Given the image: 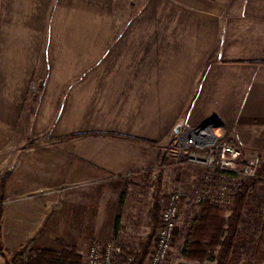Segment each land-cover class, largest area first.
Returning <instances> with one entry per match:
<instances>
[{
	"label": "crops",
	"instance_id": "obj_1",
	"mask_svg": "<svg viewBox=\"0 0 264 264\" xmlns=\"http://www.w3.org/2000/svg\"><path fill=\"white\" fill-rule=\"evenodd\" d=\"M137 38L155 40V48L146 51L152 57L133 58L144 51L132 46ZM121 39L122 50L116 51ZM164 39L174 41L168 60L158 59ZM112 53L123 61L115 69L133 85L196 87L187 125L220 119L228 140L263 158L264 0H0V168H7L0 245L7 249L26 255L76 248L85 255L94 241L114 237L122 182L115 179L118 173L106 180L99 174L115 162L100 157L97 144L88 153L90 146L78 138L71 163L36 171V161L39 167V157L46 156L36 151L62 144L24 141L45 134L54 116L68 118L64 105L51 111L52 87L65 93L75 85L77 92L84 71L100 70ZM78 101L72 118L82 120ZM63 124L48 131L65 135ZM164 129L160 121L147 135L162 138ZM142 158L133 160L139 171L146 170ZM68 183L73 186L62 185ZM53 184L60 189L51 190ZM0 264H7L1 252Z\"/></svg>",
	"mask_w": 264,
	"mask_h": 264
},
{
	"label": "rangeland",
	"instance_id": "obj_2",
	"mask_svg": "<svg viewBox=\"0 0 264 264\" xmlns=\"http://www.w3.org/2000/svg\"><path fill=\"white\" fill-rule=\"evenodd\" d=\"M117 11L118 14H124L123 7L119 8L117 6ZM130 13L137 14L138 10H133ZM173 42L171 39H164L162 43L159 41L157 49L162 51L163 54H160L158 59L168 60L171 58V54H168V52L171 51ZM132 46H142L144 48L142 55L137 53L133 55V58L139 60L140 58L152 57L147 55L146 51L149 46L155 48V40L142 39L140 42L139 38H137L136 41H132ZM116 47H120L116 51L122 50V39ZM138 51L139 48L136 49V52ZM88 57L92 58L91 54ZM119 57L120 55L116 53L109 54L101 63L100 70L97 68L85 70L83 87H77V92L75 85L65 88V93H60L59 88L52 87V90H50L51 96H53L51 111L54 112L55 109L57 111L59 107L64 105L66 106L68 118L58 119L54 116L50 120V126L48 125L49 120H46L45 126L50 128L47 127L45 134L24 137L25 142L62 144L61 147L54 146L45 151H36L37 154H46L45 157H39V167H37L36 161V171L40 168L43 169V167L50 171L59 165L71 163L70 160L75 158L74 144L78 138L83 139V141L78 139L80 142H84L88 147L90 146L88 153L93 152L91 144H97L100 157L109 158L110 161L112 160L116 164L105 169L101 168L100 179L106 180V178L113 177L118 173L115 179L120 180V183L122 182L121 195H118L117 201L116 216L118 214L121 216L118 234H115L111 239L102 240H114L123 247L124 255L119 257L114 264H125L126 258H131L132 261L133 254L139 251L142 242L152 236V245L144 264L147 263L156 243L162 212L175 192H182L183 197L167 264H218L217 252L209 259L202 261L188 259L184 256L188 241V229L201 210V203L197 202L193 192L194 187L204 174V168L184 161L179 160L177 162L173 160L169 156V151L166 147L176 133L174 128L176 129L183 120L187 123L188 106L194 99L197 88L133 85L135 81L124 79V71L115 69L116 63L122 61L118 59ZM76 98L78 107L80 106L79 99L83 105L82 120L80 118H72V116L75 117L76 113ZM65 99H67L66 103L62 104V100L64 101ZM160 121L163 122L164 128H168L167 133L164 129V137L159 139L149 137L147 131L155 130ZM59 122L64 123L63 126L67 123L66 129L69 130L67 134L57 135L48 131L57 126ZM63 144L68 145L65 147ZM247 151L249 153L260 152L252 148ZM262 153L264 158V152ZM140 158L144 159V168L146 170L139 171L140 165L133 161ZM131 164L134 165L131 166ZM161 164H163V173L160 178L158 177L160 169L156 176L153 177V171ZM4 170H7V168H0V201L4 200L6 202L7 199L5 200L3 195H6L7 184L3 181L7 172H3ZM9 170L11 171L12 169L10 168ZM140 179L143 180V185H141L142 181ZM250 180L252 179L246 180L244 184ZM260 184L261 182L256 187H259ZM62 185L73 186L71 183ZM58 189H60V186L57 187L55 184L51 187V190ZM240 189L231 192L229 198L223 202L209 203L219 205L222 209V215L228 218L231 215L232 205ZM259 192L264 197V191L260 189ZM155 195L160 198V216L159 224L154 229L150 212L155 204ZM1 206L2 202H0ZM251 208L253 210L245 211L244 222L241 224V231L237 240L238 246L231 256L230 264H253L264 261H260L255 257V246L261 235L258 218L261 213L264 214V201L257 200L252 204ZM137 211L139 215L137 218L138 225H134L135 219L133 216ZM261 250L264 251V244L261 246ZM23 256L26 258L29 254H23ZM82 264H84V255H82Z\"/></svg>",
	"mask_w": 264,
	"mask_h": 264
},
{
	"label": "built area",
	"instance_id": "obj_3",
	"mask_svg": "<svg viewBox=\"0 0 264 264\" xmlns=\"http://www.w3.org/2000/svg\"><path fill=\"white\" fill-rule=\"evenodd\" d=\"M179 125L180 132L175 133L166 147L173 160L204 168L203 176L194 187L197 202H223L246 180L264 179L259 175L261 155L247 153L228 140L222 120L213 119L199 127H189L183 120ZM182 197V192L173 193L163 210L156 243L146 264L168 263ZM123 255V247L116 241H95L84 255V264H114ZM130 262L131 258H126L125 264ZM253 264H264V261Z\"/></svg>",
	"mask_w": 264,
	"mask_h": 264
},
{
	"label": "trees",
	"instance_id": "obj_4",
	"mask_svg": "<svg viewBox=\"0 0 264 264\" xmlns=\"http://www.w3.org/2000/svg\"><path fill=\"white\" fill-rule=\"evenodd\" d=\"M162 173L163 169L160 167L159 178ZM259 175L264 176V158H262ZM259 182L261 184L256 187ZM260 189L264 191V179H252L245 183L236 196L231 208V215L228 218L222 215L219 205L209 202L201 203L200 213L193 219L192 225L188 229V241L184 256L188 259L202 261L209 259L217 252L218 264H230L231 256L238 246L237 240L241 224L244 222L245 211L253 210L251 206L257 200L264 201V197L259 192ZM159 212L160 198L155 195V204L150 212L154 229L159 224ZM1 217L2 206L0 207V240L2 239ZM120 217L119 214L116 216L115 234H118L120 228ZM258 222L261 235L255 246V257L262 261L264 260V251L261 250V246L264 244L263 213L260 214ZM151 237L142 242L139 251L133 254L134 257L130 264H144L152 245ZM0 252L7 264H82V254L76 248H66L62 251L32 250L29 256L24 258L22 250L11 251L1 244Z\"/></svg>",
	"mask_w": 264,
	"mask_h": 264
},
{
	"label": "water",
	"instance_id": "obj_5",
	"mask_svg": "<svg viewBox=\"0 0 264 264\" xmlns=\"http://www.w3.org/2000/svg\"><path fill=\"white\" fill-rule=\"evenodd\" d=\"M213 120V119H212ZM212 120H210L209 122H207L204 126L208 125ZM181 130V126L179 125L177 128H176V133H179Z\"/></svg>",
	"mask_w": 264,
	"mask_h": 264
}]
</instances>
